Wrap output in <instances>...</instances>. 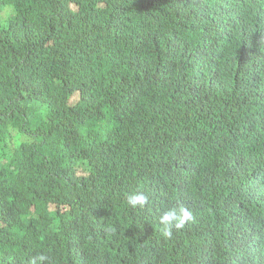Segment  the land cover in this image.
Instances as JSON below:
<instances>
[{
  "label": "trees",
  "instance_id": "trees-1",
  "mask_svg": "<svg viewBox=\"0 0 264 264\" xmlns=\"http://www.w3.org/2000/svg\"><path fill=\"white\" fill-rule=\"evenodd\" d=\"M94 2L81 5L78 26L61 0H0V264H174L180 238L195 232L201 248H216L212 264H243L247 249L264 264L258 198L235 196L226 177L211 192L201 185L237 157L213 159L214 134L250 96L259 102L260 84L233 91L237 52L216 42L226 25L229 46L249 34V23L234 31L235 1ZM99 2L115 12L103 18ZM199 72L191 91L169 87ZM172 91L181 110L146 126L147 105L170 104ZM243 116L264 143V117L248 104ZM135 192L148 196L144 207L128 205ZM180 207L193 219L165 238L159 217Z\"/></svg>",
  "mask_w": 264,
  "mask_h": 264
},
{
  "label": "clouds",
  "instance_id": "clouds-1",
  "mask_svg": "<svg viewBox=\"0 0 264 264\" xmlns=\"http://www.w3.org/2000/svg\"><path fill=\"white\" fill-rule=\"evenodd\" d=\"M155 1V6L160 7L164 5L166 0ZM234 1L236 9H239L235 14V19L232 21L233 25H235L234 31L237 32L238 30H241L245 24L249 23V34L239 37L235 45L229 46V43L227 42L224 47L226 53H230L231 50L237 52V59L232 64L237 70V77L233 91L240 87L257 89V84H260L261 86L256 92L259 97V102L255 100L254 94L250 96L238 110L228 115L227 119L221 124V129L214 134L211 144L213 145V151H218V154L213 157V159L223 155L237 157L234 160L226 162V170L221 171L216 175H212L211 179L206 178L202 180L201 185L203 189L211 192L219 188L223 177L229 178L233 182L234 195L237 197L251 195V199L255 197L258 198V203L253 205L258 213L264 215V182L254 188L246 187V185L254 178L264 180V143H261L257 139L258 129L260 127L252 122L249 116H243L248 104L253 113L264 117V20H262V16L260 15V12L263 10L262 6L264 0ZM83 3H85V0H61V7L71 18L77 21L78 26H82L81 5ZM92 5L95 8L94 0H92ZM99 7H101V10L103 11V18L106 17L108 12H115L114 9L109 8V4L106 2H99ZM83 9L89 11V0H86ZM8 12L3 19L7 17ZM145 17L146 16L141 19L144 20ZM8 21L9 20H7L4 25ZM125 21H127V18L125 20H117L115 22L117 25L116 27L121 28L125 25ZM225 35H228L229 38L230 31H222L216 40L224 41L225 38L223 37ZM203 37L206 38V31H203ZM251 73L252 76L250 77ZM204 80L203 72H199L192 77L185 79L184 87H182V83L179 85L171 84L169 87H172V89L174 87L175 89L191 91L193 88L202 84ZM131 81L142 90L148 88L145 82L141 79ZM251 81L256 82L251 84ZM169 84L170 83L168 82V85ZM76 95L77 94L73 93L69 95L70 100L71 97L72 99L77 97ZM198 97L205 101H214L217 99V94H206L202 97ZM147 106L149 111L144 114V124L151 128H155L163 123L162 115H167L169 111L181 110V104L178 101V98L173 94V91L170 104L165 105L162 103H154ZM31 107L32 105H26V111L30 110ZM125 118H133V116L129 115ZM262 129L263 128H260L259 130ZM230 163L235 164L230 166ZM212 164L213 163H209L208 166L210 167ZM130 167L136 175H139L141 178L143 177L145 173V166L143 164L135 162ZM127 203L133 208L138 206L144 207L148 203V196L143 192H135L127 196ZM192 219L193 213L186 207H180L179 211L176 209L166 210L159 217V223L163 228L161 232L165 238H167L171 236L174 230L183 229L186 222L191 221ZM206 230L211 231L209 227H206ZM180 239L183 242L184 250L180 252L181 260H174V264H212L216 256V248L213 247L212 250L201 248V237L198 232H195L187 238ZM261 239H263L262 244L264 245L263 234V236L258 238L255 242V247ZM251 252L252 251L248 249L245 251V254L241 259L243 264H251L253 257ZM246 255H249V260L245 259ZM38 259L44 261L47 257L40 255Z\"/></svg>",
  "mask_w": 264,
  "mask_h": 264
},
{
  "label": "bare ground",
  "instance_id": "bare-ground-1",
  "mask_svg": "<svg viewBox=\"0 0 264 264\" xmlns=\"http://www.w3.org/2000/svg\"><path fill=\"white\" fill-rule=\"evenodd\" d=\"M239 9H236L235 10V12H234V15L237 13V11H238ZM228 12V9H226L225 11H224V14H226ZM229 28V25H226V26H224V28H223V30L221 29L220 30V32L218 33H216V37L218 38L219 36H220V33L222 32V31H227V29ZM239 31V30H238ZM206 33H207V38H209V37H213V34H214V29L213 28H211V27H208L207 28V30H206ZM216 38V39H217ZM223 38H225V40L223 41L224 43H226V42H228V40H229V38H228V35H225ZM216 42H220V41H217L216 40ZM192 69H196L195 67H187V68H185V70H187V71H190V70H192ZM196 70H199V69H196ZM186 88V87H185ZM262 182H264V180H259L258 178L257 179H252V181H250L247 185H246V187L247 188H254V187H256V186H259V184L260 183H262ZM263 199H264V197H263ZM242 223H243V221H241ZM164 241L166 240V239H163ZM260 246L261 247H259V248H262L264 245L263 244H260ZM210 250H212V246L209 248ZM253 249H255V247H253ZM250 253V252H249ZM246 258V260H249V255H246L245 256ZM258 258H254L253 259V262H256V260H257ZM249 264V263H248Z\"/></svg>",
  "mask_w": 264,
  "mask_h": 264
},
{
  "label": "rangeland",
  "instance_id": "rangeland-1",
  "mask_svg": "<svg viewBox=\"0 0 264 264\" xmlns=\"http://www.w3.org/2000/svg\"><path fill=\"white\" fill-rule=\"evenodd\" d=\"M75 99H76V97H75V98H73V99H72V101H74Z\"/></svg>",
  "mask_w": 264,
  "mask_h": 264
}]
</instances>
